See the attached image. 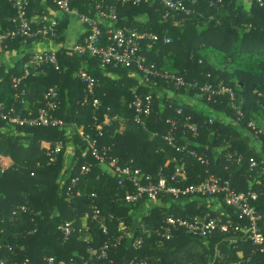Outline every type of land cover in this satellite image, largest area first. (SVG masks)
Segmentation results:
<instances>
[{
    "label": "trees",
    "instance_id": "1",
    "mask_svg": "<svg viewBox=\"0 0 264 264\" xmlns=\"http://www.w3.org/2000/svg\"><path fill=\"white\" fill-rule=\"evenodd\" d=\"M103 1L105 7H115L117 28L146 30L158 36L150 48L148 41H144L139 50L145 57L144 65L152 73L145 75L136 67L111 65L101 70L98 60L87 53L69 55L64 46L66 28L71 18H76L71 14L59 18L54 38L48 35L47 41L52 40L57 47V68L43 63L39 73L32 74L31 67L30 74L21 78L16 89L12 87V78L23 77V64L29 61L31 54H19L20 38L9 39L7 47L0 48V56L6 53L13 58L12 66L7 65L11 66L8 70L6 65L0 66V102L7 106L15 104L17 111L22 109L23 116L34 115L44 105L38 101L43 102L44 93L55 86L57 107L51 114L63 120L62 126L33 127H8L6 122L0 121V264L24 261L45 264L50 256L82 264H128L131 260H143L147 264H264V251L240 230L248 225L247 221L239 219L224 203L223 212H219L211 208L212 200L204 207L199 205L197 210L200 196H193L182 204L181 201L175 203L171 196L163 197L156 205H146L145 200L133 204L116 202L115 194H124L118 187L117 176L112 170L97 165L77 131L95 136V128H91V125L94 127L93 116L98 118L99 124L109 117V123L101 127L102 134L97 135L98 146L110 147L109 155L118 165H131L157 177L160 169L165 175L171 173L174 167L171 158L176 156L186 172L180 186L198 184L205 175L213 174L222 181H229L236 191H255L258 198L254 206L262 215L258 228L264 240V171L261 167L264 166V133L255 136L253 129L247 126L252 121L257 128H264L259 125L264 121L261 117L264 116V0L262 5L255 0H183L192 12L175 13L177 22L162 19L165 8L160 0L139 4ZM93 2L72 0L70 4L75 12L92 15L90 4L93 7ZM42 5V0H31L29 12L35 8L40 15ZM46 13L47 19L50 18V12ZM14 14L8 0H0L1 29L12 27L9 18ZM164 37H169V41L165 42ZM207 49L220 54L221 62L215 65L213 59L218 55L211 56ZM81 67L97 79L95 97L100 102L97 109L91 101L83 103L85 84L76 76ZM164 73L181 76L185 84L191 86L197 83L198 86L210 84L231 89L235 103L243 112L242 118H237L228 93L210 100L205 94L203 108L195 107L191 95L201 94L199 89L187 85L176 87L174 81L162 76ZM134 86L136 88L132 89ZM22 89L25 95L20 103L15 93L20 94ZM183 92L187 93L186 99H181ZM135 93L151 95L152 111L143 124L134 120ZM187 116L189 122L197 125V131L191 132L179 125L175 142L206 156V165L176 151L165 138L171 120L180 123ZM68 128H72L70 133ZM251 139L257 140L259 147L252 145ZM58 142L62 144L61 151L50 160L48 153ZM70 147H73L72 152ZM231 154L241 155V161L228 160ZM251 160L258 163L252 170ZM84 162L92 163L88 175H80ZM78 175L74 195L68 198L66 188ZM77 191L81 195H76ZM141 204L148 208V213L134 219L133 212ZM21 207L26 209L21 211ZM95 208L99 210L98 219L92 218ZM206 212L219 217L223 223L230 220L232 225L228 232L216 227L204 237H194L179 231L169 240H161L154 233L163 226L166 216L190 219ZM65 221L73 227L68 237L58 229ZM101 222L107 226L106 233L100 227ZM124 226L129 228L131 238L143 237L140 247L134 248L131 239L125 237L115 243ZM143 227L149 235L142 234ZM88 232L92 241L85 238ZM107 239L111 243L107 257L97 258Z\"/></svg>",
    "mask_w": 264,
    "mask_h": 264
},
{
    "label": "built area",
    "instance_id": "2",
    "mask_svg": "<svg viewBox=\"0 0 264 264\" xmlns=\"http://www.w3.org/2000/svg\"><path fill=\"white\" fill-rule=\"evenodd\" d=\"M72 0H42L43 9L41 14L38 15V9H30L31 0H8L11 7L14 9V16L10 17L9 20L12 24L11 28L1 29L0 28V48L1 46L7 47L6 41L14 38H20V43L30 48V59L28 62L23 64V77L12 78V87L16 89L17 84L21 78H25L30 74V68L34 69L32 74H38L41 68V64L50 63L57 68L56 60V46L52 40H48V35L54 38L55 29L59 23V18L64 14H71L78 19L80 23L85 26V36L82 41L74 42L72 46L67 48L70 54H88L89 57H94L98 60V64L101 69H105L111 65L113 67L124 66V67H136L137 70H141L145 75L152 73L151 70L144 65L145 57L139 54V50L144 41L147 42V47L158 40V36L146 30H137L134 28H117L115 26L117 17L114 6L105 7L103 0H93L92 15L84 13H77L71 8ZM122 2H133L139 3H153L155 0H121ZM260 5L263 4V0H255ZM161 4L165 8L162 19L167 20L171 18L177 22L175 13H184L186 15L192 12V9L186 7L183 0H160ZM51 5L54 9L51 10ZM50 12V18L47 19V13ZM38 37V38H37ZM29 39H34L32 42ZM41 40V41H40ZM165 42L169 41V37H164ZM41 44V47H32L33 45ZM6 54V53H5ZM1 66V63H0ZM154 75H158L154 72ZM77 78L85 84V96L83 103H92L95 109L98 108L100 102L95 97V88L98 86L97 79L89 73L86 68L81 67L77 73ZM162 76L168 81H174V86H185L184 79L181 76H175L173 74L164 73ZM146 77V76H145ZM190 87L191 85H187ZM192 88H198L201 94H206V99L210 100L212 97L217 95H223L228 93L232 100L231 107L235 109L237 118H242L243 112L240 106L235 103V95L233 91L225 86L213 87L210 84L198 86L197 83L191 86ZM25 90L22 89L21 93H15L16 97H20L19 102L24 101L23 96ZM22 96V97H21ZM57 88L50 87L43 95V102L38 101L43 106L39 107L36 113H28L23 116L22 109H16V105L7 106L5 103L0 102V121L6 122L8 127L14 125L19 126H62L63 120L54 118L51 111H54L57 107ZM132 106L135 110L134 120L136 123L143 124L144 119L147 118L152 111L151 95L147 94L142 96L138 93L134 94L132 100ZM181 112V109H178ZM190 117H185L183 122L178 123L175 120H171V127L165 136L167 143L175 148L176 151L185 153L196 159H199L201 163L208 164V158L206 156H200L196 151L186 148L187 145H177L175 142L176 132L178 126H182L191 132L197 131V125L189 122ZM110 118L107 117L99 124L98 118L93 116L92 130L95 128V136L90 133H85L81 130H77L81 140L86 145V150L91 154L93 159L97 162V165L104 166L113 171L118 179V187L124 191V194L116 193V202L121 201L125 204L139 203L145 200L146 204L156 205L161 203V199L165 196H171L175 203L181 201L180 204L187 202L193 196H205L214 197V202L217 204L224 203L226 207H230L237 214L239 219L246 220L247 226L240 228L247 238L252 240L254 245L260 246V250L264 251V240L261 237L258 228V221L262 218L261 213L257 212L254 206V202L257 200L258 195L253 190L248 191H236L231 188L229 181H222L221 178L207 174L198 184L193 185H182L185 180L186 172L182 165L178 163L180 158L173 156L171 161L174 162V167L170 174H163L162 169L157 173V177L149 173H144L139 168H134L131 165L120 166L116 163L115 158H111L109 155L110 147L98 146L97 135H101V127L104 124H108ZM182 123V124H181ZM251 129H253L255 136L264 133V128H257L255 123L252 121L247 123ZM61 142L56 143L54 148L48 153L50 160L55 159V155L61 151ZM228 160H234L236 162L241 161V155H228ZM258 163L256 160L250 161V170L257 167ZM262 171H264V166ZM92 163L84 162L80 166V175H88L91 171ZM80 175L72 178L69 185L66 188V195L68 198L73 197V189L77 185ZM128 186L132 187V190L128 189ZM76 195H81L80 191L76 192ZM220 196V200L217 198ZM144 202V203H145ZM142 206L144 204H141ZM149 205V206H150ZM179 205V204H178ZM25 207H21L20 210H25ZM92 218H99V210L94 209L92 211ZM231 221L221 222L219 217H213L210 212L199 215L195 218H184L174 217L173 215L166 216L164 224L161 228L154 230V233L161 240H169L174 237L176 232L183 231L187 235L194 237H204L210 234L216 227H219L222 231L228 232L231 227ZM101 229L104 233L108 231L107 226L104 222H101ZM58 229L62 231L65 237H68L73 230L72 224L69 221L58 226ZM142 234L149 235V231L146 228H142ZM131 239V243L134 248H138L143 243L142 236H136L131 238L130 231L127 226L123 227L122 234L116 237V242H119L121 238ZM111 247L110 240L107 239L103 242L101 249L97 255V258L107 257L108 251ZM90 250H92L90 248ZM3 264H17V263H3ZM22 264H27L25 261ZM45 264H82L74 262L72 259L69 262L56 259L54 257H47ZM128 264H147L143 260H131Z\"/></svg>",
    "mask_w": 264,
    "mask_h": 264
},
{
    "label": "crops",
    "instance_id": "3",
    "mask_svg": "<svg viewBox=\"0 0 264 264\" xmlns=\"http://www.w3.org/2000/svg\"><path fill=\"white\" fill-rule=\"evenodd\" d=\"M66 44H65V49H67L68 47H70V46H72L73 45V43L74 42H76V41H79V39H80V37L81 36H85V26L82 24V23H80L79 21H78V19H76V18H71V20H70V22H69V24H68V26H67V28H66ZM83 36V37H84ZM42 44V43H41ZM41 44H38V45H33L32 47H40V45ZM42 46V45H41ZM57 48V47H56ZM29 50H30V48L29 47H25V46H23L22 45V47H21V49H20V52H19V54L21 55V56H24L25 55V53L26 54H29ZM67 53L70 55V53L67 51ZM13 55V54H12ZM13 61V58L11 57V56H9V55H7V54H5V55H2V56H0V63H1V66L2 65H6V70H8V68L9 67H11L12 66V62ZM8 63L9 64H11V66H7L8 65ZM101 70H105V69H101ZM140 82L142 81L141 79L139 80ZM136 87L134 86L132 89H135ZM262 123V126H264V121H262L261 122ZM260 123V124H261ZM69 133L72 131V128H68V130H67ZM243 132V131H242ZM246 133V132H245ZM247 134V133H246ZM251 144L252 145H255L256 147H259V143H258V141L257 140H255L254 141V139L252 140L251 139ZM69 149H71V152L73 151V147H70ZM68 161H70V160H68ZM102 167H104V166H102ZM104 168H106V170H109V168H107V167H104ZM213 205V204H212ZM214 205H220V204H217V203H215L214 202ZM143 206L141 205L140 206V208L138 209V211H141L142 212V210H143V208H142ZM219 212H223V210H221V211H219ZM135 216V214H134V212H133V217ZM141 217V215L140 216H138V217H136V219H139ZM135 219V218H134ZM85 238L87 239V240H90V241H92L93 240V237H92V235L90 234V232H88L86 235H85Z\"/></svg>",
    "mask_w": 264,
    "mask_h": 264
},
{
    "label": "rangeland",
    "instance_id": "4",
    "mask_svg": "<svg viewBox=\"0 0 264 264\" xmlns=\"http://www.w3.org/2000/svg\"><path fill=\"white\" fill-rule=\"evenodd\" d=\"M249 4H250L249 1H247L246 2V5L249 6ZM40 47H41V45H40ZM207 51L211 54V56H215V54L218 55L217 57L215 56V58L213 59L215 65L218 64L219 61H220V59L222 58V56L220 54H218V53H212V51H210V49H207ZM29 52H30V50H29ZM181 94H182L181 99H186L187 93L186 92H183ZM191 96L194 99L193 105L195 107L199 106V107L203 108V104H205V102H206L205 101V98L203 97V95H201L199 93H193ZM261 117H263V119H264V116H261ZM259 125L262 126V123L261 124L259 123ZM262 127H264V126H262ZM8 133L10 134L11 132H8ZM210 200H212L211 197L200 196L199 199H198V201H197V204H196V207L195 208L197 209V207L199 205H203V207L206 206V203L207 202H210ZM142 208H143L142 212L141 211H138V210L137 211H134V214H135L134 218L135 219H136V217H138L140 215L143 216L144 214L148 213V208H146L144 205H143ZM211 208L214 209V210H217V211H221V210H223L224 206H223V204H220V205H217V206L214 205V204L213 205L211 204ZM85 228L87 229V227H85Z\"/></svg>",
    "mask_w": 264,
    "mask_h": 264
}]
</instances>
